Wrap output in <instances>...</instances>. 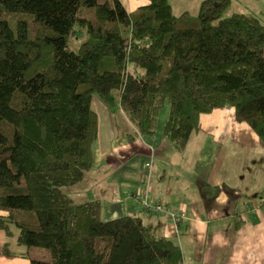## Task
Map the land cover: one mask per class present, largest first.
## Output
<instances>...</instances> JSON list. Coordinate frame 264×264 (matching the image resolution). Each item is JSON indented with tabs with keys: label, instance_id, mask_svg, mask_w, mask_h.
<instances>
[{
	"label": "trees",
	"instance_id": "16d2710c",
	"mask_svg": "<svg viewBox=\"0 0 264 264\" xmlns=\"http://www.w3.org/2000/svg\"><path fill=\"white\" fill-rule=\"evenodd\" d=\"M230 2L201 0L191 16L169 0L132 13L120 0H0V229L12 223L19 244L50 251L30 264H183L162 220H104L98 201L64 189L92 166L95 96L127 117L132 138L154 135L168 103L163 135L178 148L201 113L223 106L264 143V23L228 13ZM6 14L43 32L32 36L25 18L13 28Z\"/></svg>",
	"mask_w": 264,
	"mask_h": 264
},
{
	"label": "crops",
	"instance_id": "0c3cea01",
	"mask_svg": "<svg viewBox=\"0 0 264 264\" xmlns=\"http://www.w3.org/2000/svg\"><path fill=\"white\" fill-rule=\"evenodd\" d=\"M120 1L129 13L144 6L141 0ZM200 1L194 0L196 14ZM227 9L264 23V0H231ZM92 108L93 163L80 182L66 188L75 202L98 201L104 220L140 215L151 223L162 219L146 216L136 201L137 192L149 186L152 198L186 213L178 230L171 222L158 227L179 245L183 264H264V143L235 118L233 106L201 113L198 130L183 148L163 135L169 106L160 110L154 135L134 138L129 132L135 128L121 111L101 101ZM17 236L10 226L9 234L0 229V264H30L29 250L19 246Z\"/></svg>",
	"mask_w": 264,
	"mask_h": 264
},
{
	"label": "rangeland",
	"instance_id": "374dc122",
	"mask_svg": "<svg viewBox=\"0 0 264 264\" xmlns=\"http://www.w3.org/2000/svg\"><path fill=\"white\" fill-rule=\"evenodd\" d=\"M170 1H172V3H173V9L172 10L175 14H177V15L180 14L187 7V14H190L191 16L196 15V7L194 5V0H186L188 3H186L185 0H169V2ZM5 16L9 20V23H10L11 27H13V28H15L16 20L25 18L28 22V25H29V33L34 37L43 32V31H41V27L38 26V24L30 21L29 15L6 14ZM84 38H85L84 33H80L77 36H71L68 40V46L71 49L76 50L78 47V44ZM95 98H97V97L95 96L92 99V104L99 102V101H95ZM164 106H169V105L164 104ZM64 190H66V187ZM262 204L263 203H261V205ZM158 217H161V216H158ZM144 221L146 222L145 219H144ZM10 227H11V229H14L15 231L18 230L17 227L12 223H11ZM11 238L14 239L15 235H11ZM19 246H23V247H25V249L29 250V254H30L29 256L32 259H40V260H46V261H49L52 259L50 251L45 247H42V246H26V245H19Z\"/></svg>",
	"mask_w": 264,
	"mask_h": 264
},
{
	"label": "built area",
	"instance_id": "2783aa9c",
	"mask_svg": "<svg viewBox=\"0 0 264 264\" xmlns=\"http://www.w3.org/2000/svg\"><path fill=\"white\" fill-rule=\"evenodd\" d=\"M151 160H148L145 165L150 168ZM149 178V175H148ZM136 201L139 202L143 212L150 216H161L163 222H171L178 230L179 223L186 217V213L183 210L171 209L163 205L158 199L152 198L149 192V186H145L143 192H137ZM264 205V198L261 199Z\"/></svg>",
	"mask_w": 264,
	"mask_h": 264
},
{
	"label": "clouds",
	"instance_id": "9594fccd",
	"mask_svg": "<svg viewBox=\"0 0 264 264\" xmlns=\"http://www.w3.org/2000/svg\"><path fill=\"white\" fill-rule=\"evenodd\" d=\"M141 3L144 4V5H147L150 3V0H141Z\"/></svg>",
	"mask_w": 264,
	"mask_h": 264
}]
</instances>
